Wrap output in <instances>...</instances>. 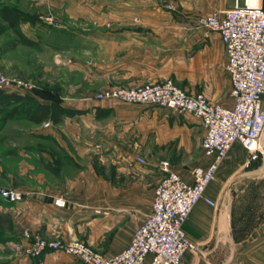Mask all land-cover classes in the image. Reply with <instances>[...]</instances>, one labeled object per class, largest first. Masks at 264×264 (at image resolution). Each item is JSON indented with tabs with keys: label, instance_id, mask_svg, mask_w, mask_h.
Masks as SVG:
<instances>
[{
	"label": "crops",
	"instance_id": "0c3cea01",
	"mask_svg": "<svg viewBox=\"0 0 264 264\" xmlns=\"http://www.w3.org/2000/svg\"><path fill=\"white\" fill-rule=\"evenodd\" d=\"M0 1L26 13L25 8L13 4L14 0ZM197 1L202 5L196 6ZM226 1L181 0L183 17H187L182 26L152 27L145 23L159 14L92 19L94 24L105 25L103 38H95L99 48L105 49L104 62H91V90L73 95L67 94L71 89L63 90L60 106L82 111L64 115L62 132L51 134L63 138L64 146L86 151L94 147L102 153L98 157L108 161H101L103 168L113 167V174H96L87 166L88 172L94 173L90 178L78 174L64 177L57 188L37 184L33 191L20 190L22 233L28 229L45 238L81 239L110 256L129 243L134 229L151 212L153 189L163 175L162 161L187 182L193 180L190 170L195 165L209 164L213 156L205 155L200 147L204 129L194 115L155 105L96 99L93 93L109 86L161 81L169 75L188 93L202 92L211 102L232 106L229 75L224 68L225 48L219 35L193 23L202 12L205 15L227 8ZM58 2L63 4L62 0ZM0 22L7 28L3 20ZM32 25L22 21L19 27L34 40L31 31L27 33V29L33 32ZM7 30L9 38L15 40ZM77 138L79 145L75 144ZM137 155L143 157V163L136 160ZM245 155L244 147L233 142L203 191L214 204L199 199L193 205L183 229L194 248L183 251L179 264H264V160L244 168ZM245 177L253 181L241 184ZM57 196L66 199L65 207L53 203ZM21 232L16 236L17 243L23 240ZM10 257L11 264H84L57 250L28 256L13 249ZM148 261L146 256L141 264Z\"/></svg>",
	"mask_w": 264,
	"mask_h": 264
},
{
	"label": "built area",
	"instance_id": "2783aa9c",
	"mask_svg": "<svg viewBox=\"0 0 264 264\" xmlns=\"http://www.w3.org/2000/svg\"><path fill=\"white\" fill-rule=\"evenodd\" d=\"M232 1L231 7L210 11L200 19L202 26L218 33L225 48L224 68L229 75L232 106L211 102L202 92L188 93L169 78L134 86H109L93 93L96 99L150 104L194 115L204 129L200 147L205 155L213 156L209 164L195 165L190 170L193 180L187 182L162 161L159 165L163 175L153 189L151 212L134 229L129 243L110 256L81 239L45 238L28 229L23 230V240L15 244L17 250L28 256L57 250L84 264H141L146 256L147 264H179L183 251L194 248L184 234V220L197 200L214 204L203 191L214 179L231 144L236 141L244 147V168L253 161L264 160V3ZM26 85L0 71V90L17 91ZM136 160L144 162L139 155ZM16 196L9 190L10 198ZM53 203L65 207L67 201L57 196Z\"/></svg>",
	"mask_w": 264,
	"mask_h": 264
},
{
	"label": "rangeland",
	"instance_id": "374dc122",
	"mask_svg": "<svg viewBox=\"0 0 264 264\" xmlns=\"http://www.w3.org/2000/svg\"><path fill=\"white\" fill-rule=\"evenodd\" d=\"M51 1H13L26 9L27 22L33 24V32L27 29V33L31 31L35 44L10 47L13 41L9 38L10 32L0 22V71L26 82V87L19 88V92L49 101L55 99L59 106L65 88L71 89L67 92L70 95L90 89L91 62H104L105 49L99 48L95 38H103L105 25L94 24L93 18L159 14L157 19L145 21L152 27L182 26L187 19L183 17L181 0H62L63 4ZM232 5L231 0L226 1V6ZM202 13L193 22L198 28H205L200 23ZM166 77L171 79L169 75ZM63 129L61 121L45 125L32 123L21 115L6 119L0 125V188L17 193L12 198H4L0 193V264H11L10 250L16 249V236L22 229L20 190L33 191L37 184L57 188L64 177L78 174L90 178L94 173L91 175L87 166L93 167L96 174H113V167L103 168L108 161L101 160L98 156L102 153L94 147L86 151L67 143L64 146L63 138L51 134ZM75 142L80 144L78 138ZM251 179L245 177L240 183Z\"/></svg>",
	"mask_w": 264,
	"mask_h": 264
},
{
	"label": "trees",
	"instance_id": "16d2710c",
	"mask_svg": "<svg viewBox=\"0 0 264 264\" xmlns=\"http://www.w3.org/2000/svg\"><path fill=\"white\" fill-rule=\"evenodd\" d=\"M0 19L6 23L7 28L11 30L15 37V40L9 43L10 47L15 46L16 42L26 46L35 44V41L26 37L19 27L20 22L27 21L25 12L3 2L0 3ZM80 111L82 110L59 106L58 101L55 99L44 103L39 101L33 94L19 92V90H0V125L6 119L18 115L32 123H41L47 120L51 123H58L63 115H71Z\"/></svg>",
	"mask_w": 264,
	"mask_h": 264
},
{
	"label": "water",
	"instance_id": "95a60500",
	"mask_svg": "<svg viewBox=\"0 0 264 264\" xmlns=\"http://www.w3.org/2000/svg\"><path fill=\"white\" fill-rule=\"evenodd\" d=\"M0 193L2 194V196L4 198H8L9 197V189L8 188H0Z\"/></svg>",
	"mask_w": 264,
	"mask_h": 264
},
{
	"label": "bare ground",
	"instance_id": "6f19581e",
	"mask_svg": "<svg viewBox=\"0 0 264 264\" xmlns=\"http://www.w3.org/2000/svg\"><path fill=\"white\" fill-rule=\"evenodd\" d=\"M249 1L254 2V0H249Z\"/></svg>",
	"mask_w": 264,
	"mask_h": 264
}]
</instances>
